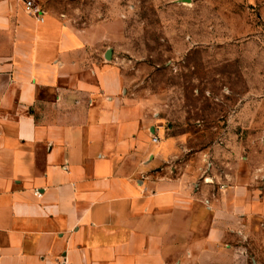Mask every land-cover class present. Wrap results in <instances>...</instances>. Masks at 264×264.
<instances>
[{"label":"crops","instance_id":"0c3cea01","mask_svg":"<svg viewBox=\"0 0 264 264\" xmlns=\"http://www.w3.org/2000/svg\"><path fill=\"white\" fill-rule=\"evenodd\" d=\"M72 1L0 0V264H235L264 189L163 134L119 19L76 26Z\"/></svg>","mask_w":264,"mask_h":264},{"label":"rangeland","instance_id":"374dc122","mask_svg":"<svg viewBox=\"0 0 264 264\" xmlns=\"http://www.w3.org/2000/svg\"><path fill=\"white\" fill-rule=\"evenodd\" d=\"M68 4L56 7L76 26L119 19L113 47L130 93L150 102L163 134L183 136L206 166L264 189V0ZM243 247L235 264H264L260 220Z\"/></svg>","mask_w":264,"mask_h":264},{"label":"built area","instance_id":"2783aa9c","mask_svg":"<svg viewBox=\"0 0 264 264\" xmlns=\"http://www.w3.org/2000/svg\"><path fill=\"white\" fill-rule=\"evenodd\" d=\"M25 11L35 15L38 19L42 18L43 10L36 0H23ZM158 140L157 137H154V141Z\"/></svg>","mask_w":264,"mask_h":264},{"label":"water","instance_id":"95a60500","mask_svg":"<svg viewBox=\"0 0 264 264\" xmlns=\"http://www.w3.org/2000/svg\"><path fill=\"white\" fill-rule=\"evenodd\" d=\"M187 1H189V0H187Z\"/></svg>","mask_w":264,"mask_h":264}]
</instances>
